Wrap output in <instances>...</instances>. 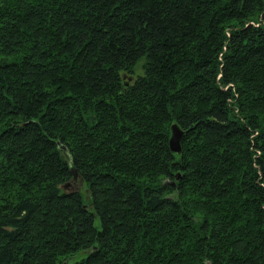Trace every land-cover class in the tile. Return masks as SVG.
Wrapping results in <instances>:
<instances>
[{"label": "trees", "instance_id": "trees-1", "mask_svg": "<svg viewBox=\"0 0 264 264\" xmlns=\"http://www.w3.org/2000/svg\"><path fill=\"white\" fill-rule=\"evenodd\" d=\"M0 264H264V0H0Z\"/></svg>", "mask_w": 264, "mask_h": 264}, {"label": "water", "instance_id": "water-1", "mask_svg": "<svg viewBox=\"0 0 264 264\" xmlns=\"http://www.w3.org/2000/svg\"><path fill=\"white\" fill-rule=\"evenodd\" d=\"M169 128H170V132L168 136V147L171 151L178 152L180 150L179 140L182 131L175 122H172ZM61 147L64 149L62 145ZM71 171H72V179H74L76 177L75 170L71 168Z\"/></svg>", "mask_w": 264, "mask_h": 264}, {"label": "rangeland", "instance_id": "rangeland-1", "mask_svg": "<svg viewBox=\"0 0 264 264\" xmlns=\"http://www.w3.org/2000/svg\"><path fill=\"white\" fill-rule=\"evenodd\" d=\"M69 189H71V190L77 189V190L81 191L83 189L82 180L77 178L74 181H72V183L70 184Z\"/></svg>", "mask_w": 264, "mask_h": 264}]
</instances>
